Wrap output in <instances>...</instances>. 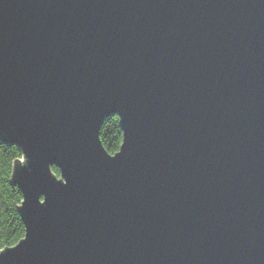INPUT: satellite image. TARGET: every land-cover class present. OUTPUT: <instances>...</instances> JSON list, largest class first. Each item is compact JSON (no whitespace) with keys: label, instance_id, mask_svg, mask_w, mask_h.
<instances>
[{"label":"water","instance_id":"95a60500","mask_svg":"<svg viewBox=\"0 0 264 264\" xmlns=\"http://www.w3.org/2000/svg\"><path fill=\"white\" fill-rule=\"evenodd\" d=\"M0 142V264H264V0H0Z\"/></svg>","mask_w":264,"mask_h":264},{"label":"trees","instance_id":"16d2710c","mask_svg":"<svg viewBox=\"0 0 264 264\" xmlns=\"http://www.w3.org/2000/svg\"><path fill=\"white\" fill-rule=\"evenodd\" d=\"M101 140L112 155L119 152L123 143V130L117 116L109 117L103 123ZM23 159V153L17 145H5L0 142V253L6 248L16 246L26 233L25 225L19 212L23 194L18 186L11 182L14 164ZM60 178L61 172L52 167Z\"/></svg>","mask_w":264,"mask_h":264}]
</instances>
